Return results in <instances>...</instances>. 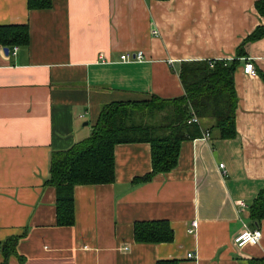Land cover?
Here are the masks:
<instances>
[{"label": "crops", "instance_id": "1", "mask_svg": "<svg viewBox=\"0 0 264 264\" xmlns=\"http://www.w3.org/2000/svg\"><path fill=\"white\" fill-rule=\"evenodd\" d=\"M50 2L0 0V27L28 28L26 46L0 45V264H264V219L250 215L264 189V36L244 44L264 28V0ZM138 51L142 61H120ZM236 58L233 138L199 119L175 168L139 184L150 145L118 144L114 182L75 186L74 222L57 224L56 190L45 185L52 153L87 140L108 104L183 97L182 64ZM155 221L172 241L137 243L134 225ZM245 228L261 240L238 248Z\"/></svg>", "mask_w": 264, "mask_h": 264}, {"label": "trees", "instance_id": "2", "mask_svg": "<svg viewBox=\"0 0 264 264\" xmlns=\"http://www.w3.org/2000/svg\"><path fill=\"white\" fill-rule=\"evenodd\" d=\"M50 0H28L30 9H46ZM264 2L257 8L264 13ZM264 36V28L257 29L245 41L251 42ZM26 26L0 27V45L26 46ZM242 54L241 52L238 55ZM241 57V56H237ZM238 58L225 61L184 63L179 77L185 95L172 100L152 96L146 102H116L102 107L91 136L68 150L50 156L49 177L46 186L56 190V214L59 226H71L73 215V188L77 185H101L114 182V147L118 144L148 143L151 147L152 170L133 183H146L160 173L175 168L181 142L192 138L197 131L194 124H187L191 111L199 118L213 120L211 131L220 138L231 139L235 132L237 98L233 74ZM264 81V76L261 75ZM164 113L158 124H149L144 117ZM251 219L259 223L264 219V189L251 205ZM173 233L165 221L141 222L134 225L137 243H169ZM158 264H177L175 261ZM258 264V261L255 263Z\"/></svg>", "mask_w": 264, "mask_h": 264}, {"label": "built area", "instance_id": "3", "mask_svg": "<svg viewBox=\"0 0 264 264\" xmlns=\"http://www.w3.org/2000/svg\"><path fill=\"white\" fill-rule=\"evenodd\" d=\"M17 51V48L13 49V53L15 54ZM143 60V53L141 51H138L137 53L130 55V54H124L120 57V61L122 62H140ZM242 71L245 75L248 76H254L255 75V69L252 64V62L249 59L245 60V63L243 65ZM199 118L195 115L193 111H191L190 118L187 120V124H198ZM210 138V133L208 131H205L202 135V139L207 141ZM220 168H223V164L219 165ZM197 222L192 221L190 224V227L188 229V233L193 234L196 231ZM262 233L258 228H254L252 230H249L245 228L241 233H239L235 239L234 243L238 248H241L245 245H257L261 240ZM188 258H191L192 255L188 254Z\"/></svg>", "mask_w": 264, "mask_h": 264}, {"label": "rangeland", "instance_id": "4", "mask_svg": "<svg viewBox=\"0 0 264 264\" xmlns=\"http://www.w3.org/2000/svg\"><path fill=\"white\" fill-rule=\"evenodd\" d=\"M163 116H164V113H156L153 116H148L146 114L144 117V121L149 123V124H153V125L158 124L160 121H162Z\"/></svg>", "mask_w": 264, "mask_h": 264}, {"label": "water", "instance_id": "5", "mask_svg": "<svg viewBox=\"0 0 264 264\" xmlns=\"http://www.w3.org/2000/svg\"><path fill=\"white\" fill-rule=\"evenodd\" d=\"M4 52H5V53H7V52H8V49H7V48H5V49H4Z\"/></svg>", "mask_w": 264, "mask_h": 264}]
</instances>
